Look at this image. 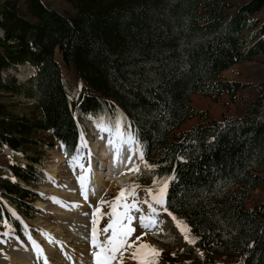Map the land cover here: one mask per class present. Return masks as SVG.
<instances>
[{"label": "trees", "instance_id": "1", "mask_svg": "<svg viewBox=\"0 0 264 264\" xmlns=\"http://www.w3.org/2000/svg\"><path fill=\"white\" fill-rule=\"evenodd\" d=\"M61 1L0 2V156L9 147L25 158L4 156L0 193L28 217L43 197L35 163L46 149L59 143L71 158L82 150L77 111L95 121L123 114L156 166L150 175H175L166 206L198 236L202 263L264 264V200L247 207L264 186V71L247 82L222 75L264 55V0ZM27 62L37 73L22 83L8 70ZM245 89L252 103L221 119L192 104L195 93L234 101ZM19 94L40 116L17 111ZM195 116L203 121L180 129ZM5 218L25 234L0 199Z\"/></svg>", "mask_w": 264, "mask_h": 264}, {"label": "rangeland", "instance_id": "2", "mask_svg": "<svg viewBox=\"0 0 264 264\" xmlns=\"http://www.w3.org/2000/svg\"><path fill=\"white\" fill-rule=\"evenodd\" d=\"M2 1L0 0V2ZM45 1L53 3L55 7L62 6L61 0ZM56 57L63 67L66 78L71 83L70 86L72 84L77 86L75 76L67 68L59 51H57ZM36 70V67L30 64H21L18 67L10 68L9 71L22 83H25L30 81V76ZM262 71H264V55L258 56L254 60L237 63L222 72V75L230 80L247 82L255 80L256 78L254 76ZM2 75L4 76V72ZM191 98L192 104L196 109L205 110L210 117L215 119H221L223 114L234 115L242 112L253 101V97L247 89L240 91L238 98L234 101L228 95L214 100L212 97L195 93ZM14 100L18 104L17 111L20 114H25L29 117L33 115L40 116V111L36 108V102L31 97L19 94ZM78 112L81 114L80 111ZM80 114L77 115L78 121L81 124L84 123L85 127L88 124L87 126L93 129L89 135L86 134L83 136V139L87 142V147L83 148L82 153L79 152L72 158L65 153L59 143H56L53 148L46 149L43 161L41 163H35L39 169L45 172L42 175L41 183L35 186L36 191L43 197L36 200L34 203L36 208L28 217L20 214L19 205L15 201L0 193L1 201L13 216L21 220L20 222L26 228L24 234L19 229H16L7 218L0 221V262L2 256L18 254L22 249L34 250L39 246L47 247L48 244H56L53 240L46 238V234L48 235L51 232L57 235V237L62 236L67 242V247L64 246V249L60 253L67 252L69 251L68 248H70L68 254H74L72 255L74 257L73 260L76 262L75 264H94L92 253L98 251V249L94 248L91 243L92 229L94 226L93 220L95 218L92 215L97 207H101L100 201H113L121 189H127L133 183L139 185V188L136 190L137 196H128L127 201L129 203L133 199H138L139 201L148 199L150 201L151 198L147 190L153 188V191H155L153 181L154 179L160 178L150 175V170L139 159L138 153L132 156L133 161L128 169L132 168L134 164H138L140 171L124 170V181L122 183H119V180L116 179L108 180L107 177L103 182L98 183L101 189L100 193L92 194L89 190L87 199H85L84 191H82L84 189L81 186L75 187L78 184V177L84 169L81 171V168L73 163V158L79 157L76 163L82 162L84 165L89 163L86 167L90 166L94 168L95 164L98 166V162L100 165L102 164L104 155H107L105 153L109 152L110 149L108 144L110 134L102 133L97 126L96 128L94 127L92 121L86 120ZM201 121L203 120L200 116L189 118L183 123L180 129H187ZM47 136V134L42 133V138L45 141H47ZM124 149L130 155L128 148L125 147ZM2 154L3 156H0V169L4 166L5 157L12 161H25L23 156H20L9 148H4ZM104 165L107 166V164ZM95 171L98 172L100 169H95ZM114 176L117 177L116 174ZM122 184H126L128 187L124 188ZM258 200H264V186L251 189L249 198L247 199V207L251 208L254 202ZM40 202H43L46 207L41 208L39 206ZM156 207L159 209V206ZM101 208L103 209H101V214L97 219L96 227L100 231L99 238L101 240H99L103 242L106 236L111 234V230L108 233H103V229L107 226L111 218L108 215L111 212V207L110 204L106 203ZM140 208V212L133 211L131 213L136 219L133 220L131 225L135 228V232L129 238L130 244L135 241L134 247L143 243L160 250L161 254L158 257L157 264H203L201 248L197 246L196 242L189 243V239L197 240L191 231L188 233L189 239H185V234L179 229L177 223L172 220L168 212L166 213L163 210H159L156 214V226L150 229H144L139 223V217L141 215H149L150 209L147 204H140ZM5 220H7V226L4 223ZM137 237H140V239L137 240ZM39 248L41 249V247ZM121 251L123 253L122 264H140L138 260L132 258V248H127L126 246V250L122 249ZM113 264H121V253H117V260L113 261Z\"/></svg>", "mask_w": 264, "mask_h": 264}, {"label": "snow or ice", "instance_id": "3", "mask_svg": "<svg viewBox=\"0 0 264 264\" xmlns=\"http://www.w3.org/2000/svg\"><path fill=\"white\" fill-rule=\"evenodd\" d=\"M97 128L102 133L110 134V138L108 139L109 146L115 148L116 158L119 161L122 152L125 147L128 148L130 155L128 156V162H132V156L139 154V159H144V149L143 145L140 143L138 136L132 132L127 131V127L130 125H126L125 118L123 114H120L115 120H108L106 117H96ZM103 138V137H102ZM81 147H87V142L81 137ZM79 157L73 158V163L76 164L77 167L84 169L82 174L78 177V181L81 185V188L84 189V197L88 198V184L90 183V177L92 169L91 167L85 168L82 162L76 163ZM181 159H183L181 157ZM146 163V162H145ZM150 169H154L156 166L148 165ZM129 171H140L139 165L134 164L132 168L128 169ZM176 179L175 175L164 177L160 179H154L153 184L155 185V191L153 188H149L148 195L151 198L150 201L145 199L143 201H139L138 199H133L130 203L127 202V197L137 196V188H139L138 184H131L127 189H121L118 196L113 201H100V206L102 207L104 204H110L111 212L108 214L111 218L107 226L103 229V233H108L111 230V234L106 236V239L101 242L99 240L100 231L96 227L97 219L93 220V229L91 235V243L94 248L98 249V251H94L92 253L94 257V264H113V261L117 260V253H121V264H122V249L126 250L127 248H132V258L138 260L140 264H157L158 257L160 256V250L152 247L148 244H139L135 246V241L131 244L129 243V238L135 232V228H133L132 222L136 217H134L131 213L133 211L140 212V204H147L150 209L149 215H141L139 217V223L144 229H150L156 226L157 219L156 214L159 210H163L164 212H168L167 204V192L169 183ZM94 191V189H92ZM78 206V205H77ZM159 206V209L156 207ZM101 207H97L95 212L93 213L94 217L99 218L101 214ZM118 209H122L118 211ZM14 214V213H13ZM171 215V213H168ZM175 220L176 218L173 217ZM7 226V220L4 221ZM177 226L180 230L185 234V239H189L188 233L191 231L186 225L182 222L177 221ZM146 234V233H145ZM137 240L140 237L136 238ZM55 242V241H53ZM196 241L193 239H189V243H195ZM42 249L37 247V252L42 253ZM47 264V257H42Z\"/></svg>", "mask_w": 264, "mask_h": 264}, {"label": "bare ground", "instance_id": "4", "mask_svg": "<svg viewBox=\"0 0 264 264\" xmlns=\"http://www.w3.org/2000/svg\"><path fill=\"white\" fill-rule=\"evenodd\" d=\"M95 147H97V145H95ZM105 154L107 155H104V158L102 159V162H101L102 164L100 165V163L97 161L98 163L97 162L96 163L98 166H96L95 164L94 168H91L92 172H91V177H90V183L88 184V189L91 191L92 194L100 193L101 189L98 183H100L101 181L103 182L105 178L107 179V177H108V180L116 179V180H119L118 181L119 183H122L124 181V170H127L129 166L131 165V163L128 162L129 153L125 149L123 150L119 161L116 158V151L114 147L110 146L109 152ZM132 161H133V157H132ZM104 164H107V166ZM143 164L145 165V163ZM95 169H100V171L97 172L95 171ZM115 174L117 175V177L114 176L115 177L114 178L113 175ZM77 186H81L79 181L75 187ZM92 189H94V191H92ZM39 206L46 207V205L43 202H40ZM121 210L122 209H118V211H121ZM168 213H171V215L169 216L172 218L174 222L177 223V221H180L176 215L172 214V212L168 211ZM173 217H175L176 219L174 220ZM94 219H98V218L95 217ZM182 223L184 224L183 221ZM46 238H49V240L55 241L56 244L51 243V244H48L47 247L39 246L43 250L42 253H38L37 248L34 250L22 249L18 254L2 256L0 264H45V261L42 259V257H47V264H73V263L75 264L76 263L75 260H73L74 254L73 253H72L73 255L71 253L68 254V252L70 251V248H68L69 251L60 253V251L64 249V246L67 247V242L63 239L62 236L57 237V235L50 232L48 233V235L46 234ZM99 239L101 240V238Z\"/></svg>", "mask_w": 264, "mask_h": 264}]
</instances>
